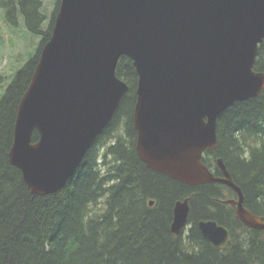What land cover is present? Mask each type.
<instances>
[{
	"label": "water",
	"instance_id": "1",
	"mask_svg": "<svg viewBox=\"0 0 264 264\" xmlns=\"http://www.w3.org/2000/svg\"><path fill=\"white\" fill-rule=\"evenodd\" d=\"M263 40L264 0H60L18 103L9 161L33 194L64 187L128 91L116 74L126 56L137 75L140 159L188 185L231 187L237 219L264 229L223 160L216 159L222 175L215 176L201 159L217 147L219 115L264 88V72L254 69ZM189 209L188 198L175 201L172 233H182ZM197 227L211 246L230 245L215 220Z\"/></svg>",
	"mask_w": 264,
	"mask_h": 264
},
{
	"label": "trees",
	"instance_id": "2",
	"mask_svg": "<svg viewBox=\"0 0 264 264\" xmlns=\"http://www.w3.org/2000/svg\"><path fill=\"white\" fill-rule=\"evenodd\" d=\"M59 3L47 19L42 0H1L5 22L15 25L21 16L26 29L42 39L0 96V264H264V241L235 219L228 205L214 200L235 194L231 187L188 185L149 168L138 156L131 119L137 75L126 56L120 57L116 74L128 91L75 173L56 192L31 193L8 151L19 100ZM254 69L264 72V40ZM216 135L217 147L205 152L203 162L217 175L215 160L221 158L243 192L244 206L264 215V88L226 108L217 119ZM32 138H38L36 130ZM187 195L189 221L217 219L231 231L229 247L211 246L195 223L185 236L172 233L173 202Z\"/></svg>",
	"mask_w": 264,
	"mask_h": 264
},
{
	"label": "rangeland",
	"instance_id": "3",
	"mask_svg": "<svg viewBox=\"0 0 264 264\" xmlns=\"http://www.w3.org/2000/svg\"><path fill=\"white\" fill-rule=\"evenodd\" d=\"M42 5L48 19L54 12L56 0H42ZM4 17L5 8L0 0V96L17 70L35 54L42 39L41 35L26 29L21 16L15 25L5 22ZM46 25L47 21L43 22L42 28Z\"/></svg>",
	"mask_w": 264,
	"mask_h": 264
},
{
	"label": "flooded vegetation",
	"instance_id": "4",
	"mask_svg": "<svg viewBox=\"0 0 264 264\" xmlns=\"http://www.w3.org/2000/svg\"><path fill=\"white\" fill-rule=\"evenodd\" d=\"M131 119H132V124H133V109H132V117H131ZM134 127V126H133ZM136 134H135V142H134V146H135V143H136V136H137V132H135ZM109 144H110V142H109ZM136 150V149H135ZM213 151V150H212ZM212 151H210V152H212ZM137 152V151H136ZM215 166H216V168L217 169H219L218 168V166H217V164H216V160H215ZM214 170V169H213ZM219 171H220V174H217V176H221L222 175V173H221V170L219 169ZM162 173V172H161ZM208 183H219V182H208ZM203 184V183H202ZM221 184H223V183H221ZM198 185H200V184H198ZM193 186H196V185H193ZM226 191V190H225ZM228 195H230V196H228V197H226L227 196V194H224V195H222V196H217L214 200H215V202H218V203H221V204H225V205H228L231 209H232V211H233V216H234V218L235 219H237V217H236V213H235V207L231 204V202L229 201V200H236L237 199V194H236V192H235V194H228ZM184 198H188V203H189V206H190V208H191V205H190V199H191V196H189V195H187V196H183V197H179V198H176L175 200H174V202H173V205H174V203H175V201L176 200H178V199H184ZM154 204V199H150L149 200V205H153ZM243 204H244V202H243ZM173 205H172V209H173ZM246 207V206H245ZM247 208V207H246ZM213 210H215V209H213ZM189 214H190V209H189V213H188V218H187V222H186V225H185V227H184V229H183V231H182V233H180V234H182L183 236H185L186 234H187V232L189 231V229H190V227L192 226V224L193 223H195V225H196V227H197V222H198V220H200V219H213V220H215L217 223H219V224H221L217 219H215V218H211V217H201V218H197V219H195V221H189ZM255 214V213H254ZM255 215H257V216H259V217H262L263 218V220H264V215H258V214H255ZM171 219H172V217H171ZM238 220V219H237ZM171 222V221H170ZM222 225H224V224H222ZM225 226V225H224ZM225 227H227V226H225ZM197 229H198V227H197ZM227 229H228V231H229V234H230V237H231V231H230V229L227 227ZM251 229H253V230H255L254 232L255 233H257V235H258V238L259 239H261L262 241H264V229H259V228H251ZM229 247V246H228ZM227 248V247H226ZM218 249H225V248H218Z\"/></svg>",
	"mask_w": 264,
	"mask_h": 264
},
{
	"label": "bare ground",
	"instance_id": "5",
	"mask_svg": "<svg viewBox=\"0 0 264 264\" xmlns=\"http://www.w3.org/2000/svg\"><path fill=\"white\" fill-rule=\"evenodd\" d=\"M206 151H208V150H206ZM206 151H204L203 152V154H202V158L201 159H203V157H204V154H205V152ZM203 161V160H202ZM205 163V162H204ZM207 165V164H206ZM207 167L209 168V170L214 174V171L207 165ZM215 175V174H214ZM215 176H217V175H215Z\"/></svg>",
	"mask_w": 264,
	"mask_h": 264
}]
</instances>
